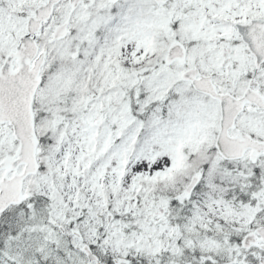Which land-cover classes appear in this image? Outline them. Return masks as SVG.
<instances>
[{"label": "snow or ice", "instance_id": "obj_1", "mask_svg": "<svg viewBox=\"0 0 264 264\" xmlns=\"http://www.w3.org/2000/svg\"><path fill=\"white\" fill-rule=\"evenodd\" d=\"M0 264H264V0H0Z\"/></svg>", "mask_w": 264, "mask_h": 264}]
</instances>
